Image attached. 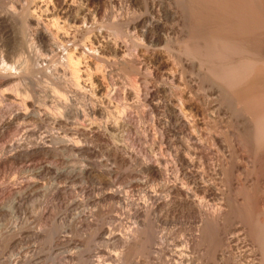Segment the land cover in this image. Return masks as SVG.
<instances>
[{"label":"bare ground","instance_id":"6f19581e","mask_svg":"<svg viewBox=\"0 0 264 264\" xmlns=\"http://www.w3.org/2000/svg\"><path fill=\"white\" fill-rule=\"evenodd\" d=\"M32 1L0 0V110L6 101L18 106L0 119V137L23 127L22 121L35 124L8 146L0 172L7 163L81 156L79 168L69 166L64 179L69 184L99 179L104 189L96 203L114 200L127 208L129 225L119 231L104 224L96 229L91 211L77 214L102 242L95 247L104 258L98 264H264V0H146L144 8L156 14L152 18L148 12L149 18L120 13L113 18L115 12L108 17L112 21L104 27L115 32L113 39L99 25L115 7L105 5L138 0ZM96 1L102 5L93 6ZM155 44L172 58V73L160 72L165 61L149 69L137 56ZM156 52L150 56L159 60ZM115 63L136 76L128 77L131 88L124 93V84L108 69ZM121 98L123 110L112 109V101ZM143 107L137 116L151 123L139 125L131 113ZM79 119L87 123L79 125ZM45 123L70 125L66 137L42 135ZM132 133L145 140V157L122 143ZM102 143L116 168L98 159ZM121 168L129 170L125 191L113 180ZM46 172L50 165L41 163L32 175ZM141 174L145 179L137 178ZM31 186L38 184L32 180ZM24 188L15 195L27 192ZM67 188L55 189L57 196L65 198ZM16 198L10 209L23 206ZM80 200L65 205L69 210L82 205ZM175 221L188 236L172 251L171 232L158 231ZM58 228L67 233L73 224ZM28 229L24 221L3 231L2 246L16 248L25 237L43 235L41 228ZM57 232H52L55 244L90 248L67 234L61 240ZM109 246L118 251L110 253ZM69 251L67 259L74 262L76 254ZM9 263L32 264V255L19 254Z\"/></svg>","mask_w":264,"mask_h":264},{"label":"rangeland","instance_id":"374dc122","mask_svg":"<svg viewBox=\"0 0 264 264\" xmlns=\"http://www.w3.org/2000/svg\"><path fill=\"white\" fill-rule=\"evenodd\" d=\"M35 1L36 0H33L32 2L36 3L37 1L36 2ZM148 1H149V3L152 2V0H148ZM153 1H155L156 3H159L161 0H153ZM145 2H146V0H138L136 3L129 4L125 1H122V3L120 1H118L117 3H114V4L113 3L110 5L106 4L105 6H112L113 5L115 7H117V6L118 7L117 8L111 7L109 9V11L111 10L110 15L108 14L107 16H104L101 18V20H99L100 21L99 22L100 28L105 29L104 31H106V33H105L106 36L108 38L113 39L116 37L115 32L112 29L111 30L108 29L109 27L107 28L104 26H107V23H105V21L111 22L115 15H116L115 17L119 16L118 13H120V15L129 14L133 18H140L141 16L143 18L144 17L149 18L151 16L150 18H152L154 14L149 13L146 10V8H144V6H147V4ZM34 3L32 4L33 6H34ZM93 3H91L90 6H92V4H93V6H97V4L99 5V3H101V2L96 1ZM119 4H120V6H123V7H119ZM101 5H102V3H101ZM112 10H113V12H112ZM147 12L149 13L150 16L148 15ZM113 13H114V15L112 16ZM108 17L112 18V19H109ZM167 23L169 26L172 27V19H168ZM139 36H141V35H139ZM139 39H140V37H138V40ZM120 40L122 41L123 37H121ZM126 41H127V43H130V44L132 43L131 39L127 38ZM139 41H143L142 36H141V39ZM162 44H155L156 47H155V45H152V47L150 48L152 50H150V52L146 51L144 53L137 54V56L139 57V59L141 61L142 60L145 61V62L142 61L145 63V65H147L146 63H148L147 66L149 67V69L156 67V65H159L160 60L165 61L166 67L164 66L165 68H161L160 72L165 71V73H167V72L172 73L175 70V66H173L174 63H172L173 62L172 58H170L168 56V54L164 51V48H163L164 46ZM153 48L156 51H158V54H160L159 60L158 59L155 60V59L151 58L150 54H152V52L157 53L156 51L153 50ZM110 58L112 60L114 59L113 61H115V62H118L120 59V58H117L113 55H111ZM141 58H143V59H141ZM110 68L113 69V77L118 79L119 81H121L124 84L123 88L121 89L122 93H124L123 91L125 88H131L130 79H135L136 78L135 74L132 75L133 77L131 76V78H130L129 75L124 74L123 71L121 72L120 67L117 63H115L112 67L111 66L108 67V69H110ZM121 74H124V75H121ZM127 78H128V80H127ZM158 80H157L158 81L157 83L158 84L161 83V79H158ZM115 100H117V101H115ZM118 100L119 99H114L112 101V103H111L112 109L123 110V107L121 108L119 105H122L124 103V101L126 102V99L124 100V98L123 99L121 98L120 101H118ZM3 104L4 105H2V110H0V119L3 116L10 115V113L12 111H14L18 108L17 105L14 106L9 101L4 102ZM9 106H11V107H9ZM146 107L141 108V110L138 112H135L136 110H134L131 113L133 119L139 125L148 124L149 122L151 123V120H150L151 118H149L148 120L145 119L146 121H141V119H139L137 116L139 114L141 115L142 110L146 109ZM147 109H148V107H147ZM121 113H123V112L121 111ZM106 117H97V119H98V121H101V120L105 121ZM69 121H76V119L74 120V118L71 117V118H69ZM78 121H80L79 125H83L84 123L85 124L87 123L86 120L81 121L79 119ZM22 122H23V124H22ZM22 122H21V124L23 125V127L27 126V125L28 126L24 127V128L22 126L21 127L16 126L15 127L16 129L15 128L10 129L7 132H5L2 137H0V157H2L3 155H7V153L9 152L8 150L10 149V147H8V146L11 144V142H13V140L17 139L22 134V132H21L22 130H24L26 128L31 130L35 125L33 123V121H31V120L22 121ZM47 124L45 123V125H47L46 127H44L45 126L44 125L42 128L39 129V131L42 135L44 133H46L45 135H49L50 132L51 133H58L59 132V134L61 136L65 135L64 137H66V134H65L66 129L65 128L70 126V125H67L64 127V126L55 125V127H54V125H52V123H51V125L49 123H47ZM17 128H19V129H17ZM21 128H23V129H21ZM47 132H48V134H47ZM131 135L132 136H130V137L129 136L126 137L127 140H126V138L123 139L124 141L121 140L122 143L123 142L125 143L127 141L130 148L134 149V151L137 152V154L139 156L145 157L143 154L145 151V147L147 145L145 143V140L143 138L141 139V137H138V135L136 133L135 134L132 133ZM133 135H134V137H133ZM137 140H139V141H137ZM121 141H120V143H121ZM101 145H102L101 148L98 147L100 150V154H99L100 156L98 157V159L103 160L104 164H106V165L108 164V167L114 166V168H116L117 165H115V163H113V162H110L111 160H109V158L107 156L105 143H102ZM161 147H163V146H159L158 148L160 149ZM159 149H158V151H159ZM170 156L171 155H169L167 157L169 158ZM82 159L83 158L81 156H78V155H72V156L69 155L68 156V154L64 153V154L57 155V157H48V159L45 157L40 158V159L37 158L33 161H31L32 160L31 159L29 161H26L27 163L25 161L22 163H14V164L13 163L12 164L7 163L6 166H4L1 169V172H0V175H1L0 176V209L2 212L0 211V264H10L9 262H11L16 257H18L19 254H21V255H25V254L32 255V264H86V263L98 264L100 261L104 260V258H102L103 256L101 254H100L101 255L100 256L98 251L95 249V247H102V244H101L102 242L100 241V239H97V237H96L95 228L97 229L99 227V225L101 226L104 224L105 227L115 228V229H118V231H119V229H126L129 225V223L126 220L127 208L122 206V204H120V203H119L120 204L119 205L118 202L116 203V201L114 202V200H106V201H100V202L98 201L97 202L98 204L96 203V200H97L96 198L100 197V195L104 189V186H103L104 184L101 183V181L99 179L94 180V181H87V180L85 181V180L79 178L75 182H72L73 184L71 182H70L71 184H69V180L64 179L67 176L65 171L69 168V166L76 164V165H78V167H77V169H78L79 164L76 162H80ZM169 159L173 160V156H171V158H169ZM35 162H36V165H35ZM41 163L42 164L46 163V164L50 165V172H46V174L44 173V175L41 174V177H40V175H36V174H35L36 176L35 175L33 176L32 174L36 171V168L41 165ZM63 172H65V173H63ZM120 172H121V176L116 177V178L113 177L114 178L113 180L115 183V187H120L125 191V190H127V186L129 185V181H128L129 178L127 177L129 170L127 168H123V169L121 168ZM137 178L145 179L143 174L138 175ZM29 180L31 181V184H30ZM32 180L33 181L35 180L36 183L38 184V186H36V188H34L33 190H32V186H31ZM26 183H27V185H25ZM24 186L27 188H24ZM82 186H85V187L81 188ZM149 186L156 187V183H150ZM65 187L66 188L68 187L67 191L65 193L66 196L64 195L65 198H63V196H60V197L57 196L55 189H57V188L64 189ZM21 188H24L23 190L26 189L27 192H25V193H28V194L26 195L25 193H22V194H20L21 196L15 195L14 192L18 189H21ZM83 189H85V190H83ZM86 189H87V191H86ZM13 193H14V195H13ZM15 197H17L19 200V201H17V198H16V205L17 206L23 205L21 207V209H10L8 207V205L13 201V199ZM66 197H68V198H66ZM69 199L71 201H74L77 199L79 201L81 199L83 202L80 200L82 202V205L73 206L72 208H70L68 210L65 204L67 203V201H70ZM81 211L82 212L86 211V213H88L89 211L93 212V214H94L93 218H94L95 222L98 224V225H96V227L94 229L89 227V225L85 221H83L82 218H80L78 216L81 213ZM54 217H55L56 221H55ZM23 220L28 222L29 229L32 228L30 230L28 229V231H39L41 228L44 230L43 235L40 237L36 236L33 238H30V237L26 238L25 237L18 242L19 244L16 248L2 246L1 233L7 229H10L11 227L15 226L16 224L24 222ZM20 221H22V222H20ZM66 221L72 222L73 231L64 233L63 229L58 228L60 226V224L66 222ZM126 222H127V224H126ZM123 226H125V227H123ZM33 227L35 230H33ZM182 227H183V225H181L178 221L170 222L167 225L161 224L159 227V231H158L159 234L158 235L171 232V237L168 240L167 246H168V248H171L172 251L174 249H176L175 248L176 243L178 245H180L179 242L182 240V238L188 236L187 235L188 232L182 231L184 229V227L183 228ZM36 229H38V230H36ZM55 229H57V231H58L57 234L61 240L64 239V237H62V236L67 234V235L71 236L72 238H74V240H76V241H78L79 239L81 241L83 240L84 242H86V245L87 244L90 245V248H88V247L80 248V247H76V246L70 247L66 243H62V245H58V243L55 244L52 240V237H53L52 232ZM142 229H144V227H142ZM14 240L12 242H14ZM109 247H107L106 249L110 253L111 252L116 253L118 251V250H115L111 246H109ZM68 250H70L68 253H71L73 251L76 254V259L74 260V262L68 261L67 256H66L67 255L66 252ZM165 257L166 258H164L163 261L167 262L168 261L167 259H169V257H170L169 252L167 253V256H165ZM112 264H120V263L113 260ZM121 264H131V263L124 262Z\"/></svg>","mask_w":264,"mask_h":264}]
</instances>
